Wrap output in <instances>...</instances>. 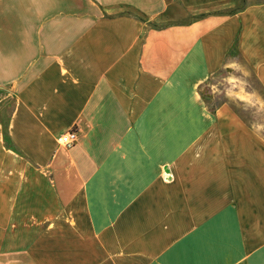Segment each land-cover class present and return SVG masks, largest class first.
<instances>
[{
    "label": "crops",
    "instance_id": "0c3cea01",
    "mask_svg": "<svg viewBox=\"0 0 264 264\" xmlns=\"http://www.w3.org/2000/svg\"><path fill=\"white\" fill-rule=\"evenodd\" d=\"M236 3L0 0V264H264V130L201 93L264 91Z\"/></svg>",
    "mask_w": 264,
    "mask_h": 264
},
{
    "label": "rangeland",
    "instance_id": "374dc122",
    "mask_svg": "<svg viewBox=\"0 0 264 264\" xmlns=\"http://www.w3.org/2000/svg\"><path fill=\"white\" fill-rule=\"evenodd\" d=\"M242 2L245 6H249L264 3V0H237L235 8L240 7ZM227 77L230 80H226ZM201 93L206 98L215 97L217 104L229 101L235 112L248 121L256 123L259 119L260 128L264 130V91L248 73L223 71L210 80L201 89ZM247 93L250 97L245 96Z\"/></svg>",
    "mask_w": 264,
    "mask_h": 264
},
{
    "label": "built area",
    "instance_id": "2783aa9c",
    "mask_svg": "<svg viewBox=\"0 0 264 264\" xmlns=\"http://www.w3.org/2000/svg\"><path fill=\"white\" fill-rule=\"evenodd\" d=\"M77 141V131L74 128L69 129L56 138L57 146L66 150L73 148Z\"/></svg>",
    "mask_w": 264,
    "mask_h": 264
},
{
    "label": "trees",
    "instance_id": "16d2710c",
    "mask_svg": "<svg viewBox=\"0 0 264 264\" xmlns=\"http://www.w3.org/2000/svg\"><path fill=\"white\" fill-rule=\"evenodd\" d=\"M245 8V5H244V2H242L241 6L240 7H237L233 10L230 11V14H234V13H237L239 12L240 10L244 9ZM235 54V49L233 48L230 52V55H234Z\"/></svg>",
    "mask_w": 264,
    "mask_h": 264
}]
</instances>
